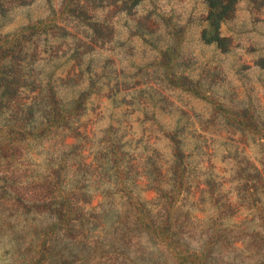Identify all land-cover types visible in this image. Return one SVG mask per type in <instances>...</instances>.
Returning a JSON list of instances; mask_svg holds the SVG:
<instances>
[{
  "label": "rangeland",
  "instance_id": "obj_1",
  "mask_svg": "<svg viewBox=\"0 0 264 264\" xmlns=\"http://www.w3.org/2000/svg\"><path fill=\"white\" fill-rule=\"evenodd\" d=\"M207 17L205 0H0V46L33 44L0 56L23 67L20 96L58 91L52 117L27 121L38 139L12 135L17 112L0 108V264H40V212L102 192L66 233L93 244L92 264H203L195 250L264 264V0L236 1L224 49ZM38 21L68 35L27 29Z\"/></svg>",
  "mask_w": 264,
  "mask_h": 264
},
{
  "label": "trees",
  "instance_id": "obj_2",
  "mask_svg": "<svg viewBox=\"0 0 264 264\" xmlns=\"http://www.w3.org/2000/svg\"><path fill=\"white\" fill-rule=\"evenodd\" d=\"M119 1H123L124 4L136 6L142 0ZM236 1L237 0H205V4L208 9V17L206 21L208 22L209 29L211 31L209 36L205 33L207 44H214L220 49H224L226 47L227 40L221 36L220 29L222 23L233 14ZM47 26H54L56 30L65 32L64 36L68 35L67 31L64 28L59 27V25L54 21L50 24L46 21H38L36 24L29 26L27 29L29 31L36 32L41 28H48ZM32 45L33 44H29L30 47L28 48L23 46L19 49V51L17 49L20 44L12 46L10 49H3L2 46H0V56L3 55V59L5 57H10L12 60H15L17 59L15 56L16 53H19L20 55L24 54L26 56V53L29 52ZM11 69L13 71H11ZM17 69L18 70L16 71V67L12 64V62L7 61V63H3L0 60V108L12 109L14 112H17L12 118V123L10 124V133L12 135L18 136L22 141L38 139V137L42 136V134L37 136L34 135L40 130L39 127H33L27 121L33 120L35 124H43V120L48 117H52L54 110L56 109V96L58 95V91L51 90L47 96H43V91L39 94L37 91L33 90L34 94L24 99L21 97L23 93L20 96V91L29 86L25 84L26 75L23 67H21V64H18ZM21 111H27L30 117L20 116ZM83 134L86 135V132ZM80 135L81 134L79 133L78 136ZM180 139L181 138H179L176 133H173L171 136V143L174 145L173 164L176 162V165L172 166V169H177L176 171L178 172H175L174 176L179 175V180H181L183 175L186 174V168L181 169V167L185 165L186 152L184 150L182 140ZM71 148H74L73 145H71ZM160 169L161 168H157V174ZM183 184V182H180V187ZM106 196L105 192L101 193L102 200H100L99 204L104 202ZM157 196L158 198H161L159 194H157ZM68 198L69 197H65L68 204L64 205L62 203H58L52 206V212H49V210L40 212L43 216L49 215V220L52 221L45 228L40 229L39 233H37L36 239L34 240L39 257L38 262H41L40 264H92L91 256L94 248L93 244L86 242L82 243V234L78 237L76 236L72 238L68 237L66 233L68 230H75L78 227V223L76 221L80 218L81 214L83 217L86 216V209H89L88 211H94L97 209L100 210L101 205L99 206L98 204L97 206H91L92 203L88 200H78L79 202L77 201V203L73 205L78 216L76 219H73V206L69 203ZM82 205H87L88 208L85 209ZM170 226L171 225L169 224H160L157 226L161 231L159 234L162 233V235L169 236L167 232L168 228H171ZM152 227L155 228L156 226L153 225ZM163 239L164 238H162V243L163 241H168ZM169 240L172 241V239ZM192 252L193 254H191V257L193 259L196 257L197 260L200 259L204 264L206 260L205 254L197 250ZM185 263L188 262L186 261Z\"/></svg>",
  "mask_w": 264,
  "mask_h": 264
}]
</instances>
